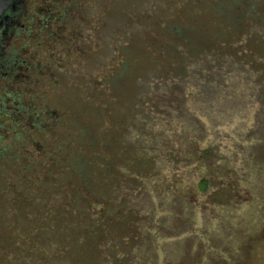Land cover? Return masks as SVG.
<instances>
[{
  "label": "rangeland",
  "instance_id": "1",
  "mask_svg": "<svg viewBox=\"0 0 264 264\" xmlns=\"http://www.w3.org/2000/svg\"><path fill=\"white\" fill-rule=\"evenodd\" d=\"M43 1L1 38L42 74L0 103L55 113L0 140V264H264V0Z\"/></svg>",
  "mask_w": 264,
  "mask_h": 264
},
{
  "label": "flooded vegetation",
  "instance_id": "2",
  "mask_svg": "<svg viewBox=\"0 0 264 264\" xmlns=\"http://www.w3.org/2000/svg\"><path fill=\"white\" fill-rule=\"evenodd\" d=\"M23 0H16L12 7H9L1 16H0V74L7 79L10 84V87H17L19 83H26L29 81H36L33 78L34 73L42 74V71L37 68V65H33L31 58L33 57L27 49L22 47L20 55L18 51L11 50L9 54L5 49H2L1 40L2 35L14 33V30L22 29L24 34L29 33V27L24 24H19L16 21L17 11L20 8L19 5ZM45 2V17L43 23L48 25L50 22L59 20V23H64L65 20H68L69 17L67 11L61 8H58V4L61 0H48ZM19 7V8H18ZM58 8V9H57ZM20 10V9H19ZM38 10H41L39 7ZM64 26V24H62ZM27 32V33H26ZM58 35L56 32L49 31L46 34L45 39L48 42V45H52L53 40L56 39ZM39 41H43L41 37ZM14 84V85H13ZM6 92L12 91L5 90ZM12 93H14L12 91ZM15 94V93H14ZM12 94H4L5 104L0 103V140L1 139H13L22 137V135H28L27 132H32V135L41 132H48L50 120L54 119V111H49V109L43 104L35 105L31 112H27L24 105L17 103L16 96L12 98ZM58 121V120H57ZM32 140V139H31ZM35 141V140H34ZM26 144L23 143L22 145ZM35 148L33 152L37 154L38 162L44 164L47 162V150L43 145L34 144ZM26 146V145H24Z\"/></svg>",
  "mask_w": 264,
  "mask_h": 264
},
{
  "label": "water",
  "instance_id": "3",
  "mask_svg": "<svg viewBox=\"0 0 264 264\" xmlns=\"http://www.w3.org/2000/svg\"><path fill=\"white\" fill-rule=\"evenodd\" d=\"M16 0H0V16L9 8L14 5Z\"/></svg>",
  "mask_w": 264,
  "mask_h": 264
}]
</instances>
